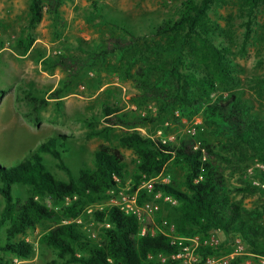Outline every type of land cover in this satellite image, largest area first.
<instances>
[{
  "label": "trees",
  "instance_id": "trees-1",
  "mask_svg": "<svg viewBox=\"0 0 264 264\" xmlns=\"http://www.w3.org/2000/svg\"><path fill=\"white\" fill-rule=\"evenodd\" d=\"M64 1L32 0L30 28L35 29L42 21L46 6L58 16ZM229 1L186 0L177 18L152 24L146 33L121 25L116 19L109 21L105 8L99 2L93 3L90 21L111 22L120 33L113 34L88 58L60 55L50 61L67 72V89L85 69L116 58L121 64L120 74L133 79L146 103V114L137 116L104 103L100 119L106 126L91 131L88 137L108 139L116 127L132 129L159 119L193 121L202 117L218 141L184 135L172 143L127 132L118 142L138 155L133 173L128 171L120 149L103 145L94 153L93 165L84 166L75 174L67 160L68 155L72 156L71 142L62 134L43 142L21 161L7 164L0 157V231L4 229L6 236L0 251L10 257L1 258L0 264L32 258L35 246L21 236L38 227L43 229L40 244L52 248L63 264H181L171 258L180 251V246L165 232V222L173 223L174 236L184 239L196 236L206 239L213 232H223L226 241L219 247L200 244L197 254L202 259L232 254L237 240H241L250 255L264 257V208H246L232 198L234 191L256 193L261 188L252 185L230 188L220 165L264 163V115L242 92L235 90L240 82L239 65L233 47L227 42L229 31L210 18L215 5ZM261 1L247 0L249 17ZM246 28L245 44L251 37L250 22ZM222 37L224 40L218 42ZM35 42L33 34L20 37L16 50L27 56ZM64 92V88H59L49 97L27 92L25 100L30 110L26 119L40 125L42 111L51 100L61 105ZM151 105L156 108V116L150 114L154 109L149 108ZM196 141L201 143L199 150L194 149ZM46 157L56 161L69 179L58 178ZM179 166L185 171L182 182L172 175L170 184H156L151 193L141 188L144 176L155 178ZM19 186L29 189L27 198L15 194ZM129 187V192L138 193L139 206L152 201L162 204L158 194L177 200L175 206L167 204L175 219L166 218L159 210L154 220L158 229L143 235L139 216L128 213L122 205L95 209L99 204L118 199ZM88 210H92L89 215ZM88 220L103 225L99 240L88 234ZM161 255L168 260L163 262ZM242 263L237 256L229 264Z\"/></svg>",
  "mask_w": 264,
  "mask_h": 264
},
{
  "label": "rangeland",
  "instance_id": "rangeland-1",
  "mask_svg": "<svg viewBox=\"0 0 264 264\" xmlns=\"http://www.w3.org/2000/svg\"><path fill=\"white\" fill-rule=\"evenodd\" d=\"M186 0H65L58 16L49 11L35 29L30 28V5L32 0H0V157L7 164L21 161L31 150L58 134L66 135L67 142H71L72 156L67 160L71 169L78 174L84 166H92L94 153L103 145L116 147L122 151L128 171L133 173L138 162V155L133 149L123 148L118 139L127 132H139L144 136H152L176 143L180 136L188 135L199 139L218 141L211 129L205 124L202 117L193 121L186 119H159L155 123H147L136 128L127 129L116 127L110 138L92 137L88 135L93 130H101L106 126L100 119L104 103H111L123 109V112L145 116L146 103L139 96V91L133 79L124 78L120 74V66L116 58H110L106 63L85 69L76 81L65 89L68 74L60 67L54 66L51 59L64 55L66 57L88 58L97 51L113 34L120 32L111 22L104 23L100 19L90 21L94 10L93 3L99 2L104 7V14L111 21L116 19L121 25L131 26L137 31L148 32L152 24L167 19L177 18L182 3ZM215 25H220L229 31L227 42L233 47L235 60L239 65V85L235 90L242 92L245 99L250 100L255 109L264 115V0L257 6L252 17L248 14L247 0H230L226 4H217L210 13ZM251 23V37L245 44L246 25ZM33 34L36 42L27 56L20 55L16 50L17 40ZM224 37L218 39V42ZM245 45V49H244ZM243 48V49H242ZM48 64L46 65V62ZM59 88H64V97L58 101L51 100L50 105L42 111V122L35 125L26 119L29 106L25 94L33 91L39 96L49 95ZM149 108H154L151 105ZM156 116V108L151 113ZM178 115V112L176 113ZM99 120V122H96ZM134 120V114L131 116ZM198 141H201L199 140ZM196 141V145H201ZM48 164L58 178L68 180L67 174L57 167V162L50 157ZM224 168L225 176L230 188H241L246 185L260 187L256 193H241L234 191L232 198L246 208H264V163L256 161L248 165L220 163ZM162 175L157 176L156 184H170L171 176L178 177L182 182L185 171L183 166L171 167ZM243 168V169H238ZM248 168V169H244ZM164 180H167L166 182ZM130 179L128 183H130ZM15 194L23 198L30 195L26 187H16ZM124 196L130 202L131 194ZM162 204L157 203L163 216L170 220L175 214L165 199L159 198ZM119 201H110L108 204H99L95 209H103ZM155 202V201H154ZM0 203L2 198L0 197ZM172 206H175L171 204ZM92 210H88L87 215ZM157 212L146 213L145 225L152 231L158 229L155 221ZM165 232L175 235V225L165 222ZM103 225L90 221L86 223L88 234L95 240L100 239ZM43 229L29 230L23 239L35 246V255L29 260L14 259L11 264H63L57 253L49 247L40 244ZM215 235L220 245L226 237L223 232H213L209 240ZM204 240V241H203ZM6 241L4 229L0 231V245ZM236 243V241H235ZM219 245V246H220ZM218 246V247H219ZM235 246V245H234ZM233 246V247H234ZM220 255L218 257H226ZM242 264H262L260 259L250 255L245 249L240 255ZM10 257L0 251V259ZM187 264V263H181Z\"/></svg>",
  "mask_w": 264,
  "mask_h": 264
},
{
  "label": "built area",
  "instance_id": "built-area-1",
  "mask_svg": "<svg viewBox=\"0 0 264 264\" xmlns=\"http://www.w3.org/2000/svg\"><path fill=\"white\" fill-rule=\"evenodd\" d=\"M195 150L200 149V145H196L194 147ZM203 152H205V149H202ZM158 177L155 178H147V176H144L143 184L141 185V188L146 189L149 193H151L156 185ZM165 182L167 180H164ZM264 187V185H263ZM131 190V187L127 189L126 193L131 194L130 202L127 200V198L124 196L125 192H122L120 194V197L118 199H115L113 201H119L118 203L115 202L116 205H122L124 209L128 213L134 212L137 214L142 221V234L145 235L148 230L152 231L148 225H145L146 218H144V214L146 213H155L160 210L159 205L152 201V202H146L143 206L138 205V193H131L129 192ZM157 198H163L166 202H170L173 205L178 204V201L171 198V197H164L162 194H158ZM148 221L154 222L153 217H149L147 219ZM152 232H155L152 231ZM167 233V232H166ZM168 234V233H167ZM171 236L173 243L180 246V251L174 255L171 256L172 260L175 261H181L182 263L187 264H229L230 261L242 254H244L246 246L241 242V240H237L234 246V251L232 254L226 256V257H218V256H208L204 259H202L198 254L197 250L200 244L202 243L200 241V238L194 237L191 239H184L182 237H177L171 234H168ZM204 244L211 245L213 247H218L220 245L219 239L213 235L209 240L205 241ZM162 261L165 262L168 260V257L166 256H160ZM260 259L261 263L264 264V257H258Z\"/></svg>",
  "mask_w": 264,
  "mask_h": 264
}]
</instances>
